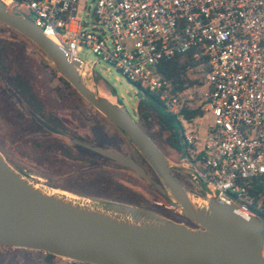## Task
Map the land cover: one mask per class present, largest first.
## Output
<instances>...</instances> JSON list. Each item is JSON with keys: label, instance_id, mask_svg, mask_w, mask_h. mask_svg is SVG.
<instances>
[{"label": "built area", "instance_id": "1", "mask_svg": "<svg viewBox=\"0 0 264 264\" xmlns=\"http://www.w3.org/2000/svg\"><path fill=\"white\" fill-rule=\"evenodd\" d=\"M30 19L69 57L83 77L97 73L84 50L155 95L173 116L200 108L213 123L202 138L186 124L188 171L206 197L238 206L244 216L264 211V0H1ZM90 21V22H89ZM190 54L203 74L179 89L160 72ZM256 192V193H255ZM200 197V196H198ZM257 205L254 208V203Z\"/></svg>", "mask_w": 264, "mask_h": 264}, {"label": "water", "instance_id": "2", "mask_svg": "<svg viewBox=\"0 0 264 264\" xmlns=\"http://www.w3.org/2000/svg\"><path fill=\"white\" fill-rule=\"evenodd\" d=\"M0 23L35 44L77 93L127 137L159 181L120 152L74 142L146 177L197 226L138 209L84 205L48 193L0 152V248L44 252L80 264H264V219L244 216L237 205L213 197L208 209H195L188 198L191 193L175 178L169 159L135 115L122 103L114 105L89 89L79 61L70 60L30 19L10 11L1 0Z\"/></svg>", "mask_w": 264, "mask_h": 264}, {"label": "rangeland", "instance_id": "3", "mask_svg": "<svg viewBox=\"0 0 264 264\" xmlns=\"http://www.w3.org/2000/svg\"><path fill=\"white\" fill-rule=\"evenodd\" d=\"M85 4L90 7L91 0H82L79 14L83 17L87 14ZM81 58L107 83L108 90L100 89L95 84V75L84 77L92 90L104 97H117L116 104L122 103L139 122V102L150 100L145 90L129 82L115 67L98 59L93 51L84 50ZM202 74L200 68L188 71L187 85L197 83ZM61 77L51 60L35 44L0 23V152L7 162L48 193L98 208L138 209L197 228L176 209L173 198L162 195L146 177L73 143V140H79L93 147L120 152L140 164L153 180L159 181L153 168L127 137L74 88H69ZM25 94L36 107L42 108L43 114L39 116L58 125L63 136L36 125L29 115L33 106L29 105ZM212 123L209 114L194 121L202 138ZM145 130L169 159L173 175L179 173V176L189 178L188 171L175 168L178 158L159 138V126L145 125ZM178 182L186 190L190 188L186 178ZM200 191L206 195L205 191ZM0 264L80 263L59 257L49 260L46 253L39 251L0 248Z\"/></svg>", "mask_w": 264, "mask_h": 264}, {"label": "trees", "instance_id": "4", "mask_svg": "<svg viewBox=\"0 0 264 264\" xmlns=\"http://www.w3.org/2000/svg\"><path fill=\"white\" fill-rule=\"evenodd\" d=\"M197 65V63L193 62L191 55L188 54L163 63L162 66H160L159 70L165 77L173 80L177 88L182 89L186 84H189L187 83V72L189 66L196 67ZM61 79L69 88L73 89V87L63 77H61ZM193 83L194 82H191V84ZM95 84L100 89L104 88L105 90H108L106 81L100 75L95 77ZM145 94L149 96L150 100L139 102L137 112L139 118V125L145 132V125L150 127L154 125L159 126V138L161 139L163 144L166 145L168 149L172 151V153L176 154L179 160L186 154L187 149L184 138L185 125L189 123H194V121L198 118H202L204 116V112L200 108H187L183 111L181 115L173 116L167 112L165 105L161 103L155 95L149 93L148 91H145ZM26 98H28L29 102L32 103L29 97ZM159 149L161 148L159 147ZM108 161L115 164L110 160ZM174 175L178 181H180V179L183 177L186 178L190 185V188H187V190L191 194L205 197V195L201 193L200 189L192 182L190 177L188 178V176L184 175L179 176V173H174ZM257 190L264 192V187H258ZM256 205L257 201L254 203V208L256 207ZM258 212L260 218L264 219V211ZM47 258L51 260L56 257L47 254Z\"/></svg>", "mask_w": 264, "mask_h": 264}, {"label": "flooded vegetation", "instance_id": "5", "mask_svg": "<svg viewBox=\"0 0 264 264\" xmlns=\"http://www.w3.org/2000/svg\"><path fill=\"white\" fill-rule=\"evenodd\" d=\"M25 97H27V94H25ZM115 98H117V97H115ZM28 103H29V105L33 106V111L32 112L29 111V115L31 116L32 120L36 123V125L39 128H42L43 130H46L48 132L54 133V134L59 135V136H63L64 135L63 130H59L57 128L58 125L54 124V122H51L49 119H45L44 117H42V116L40 117L39 116L40 114H43L42 108H40L38 106L36 107V105H34L35 103H33V101H32V103L31 102H28ZM39 120H41L43 123L49 125V127H51V129L46 128ZM74 141L79 142V140L78 141L77 140H73V143L76 146H78L79 148H81L82 150H85V151H87L89 153L96 154L93 151H91L90 149L85 148V147H83V146H81L79 144H76ZM86 143H88V142H86ZM96 155H98V154H96Z\"/></svg>", "mask_w": 264, "mask_h": 264}, {"label": "bare ground", "instance_id": "6", "mask_svg": "<svg viewBox=\"0 0 264 264\" xmlns=\"http://www.w3.org/2000/svg\"><path fill=\"white\" fill-rule=\"evenodd\" d=\"M52 41L54 43H58L56 39L52 38ZM83 77V75H82ZM85 85L89 88V89H92V87L86 82L84 81ZM101 96V95H100ZM102 98L108 100L110 103L116 105V102H115V98H108V97H104V96H101ZM27 172V171H26ZM38 178V177H37ZM40 182V181H39ZM37 188H39V186H36ZM188 198L190 200V203L191 205L195 208V209H208L209 208V205H210V197H206V198H202V197H197L193 194H189L188 195ZM114 216V215H113Z\"/></svg>", "mask_w": 264, "mask_h": 264}]
</instances>
